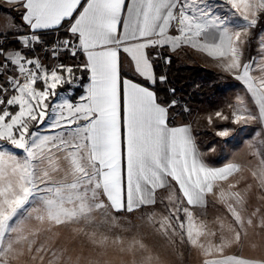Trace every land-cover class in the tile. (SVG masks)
Segmentation results:
<instances>
[{
	"label": "snow or ice",
	"instance_id": "obj_1",
	"mask_svg": "<svg viewBox=\"0 0 264 264\" xmlns=\"http://www.w3.org/2000/svg\"><path fill=\"white\" fill-rule=\"evenodd\" d=\"M7 2L14 7L0 27V264H179L181 246L196 250L200 264H264V210H249L256 193L264 204V141L254 162L213 167L191 125H174L178 101L161 99L155 87L167 80L156 72L159 61L171 64L165 52L193 48L242 83L232 122L264 126V35L258 55L244 59L264 0ZM49 31L61 35L50 42ZM38 49L79 63L48 66ZM77 87L84 91L75 99ZM160 190L167 196L158 200ZM209 197L222 209L211 220ZM158 204L163 213L146 211ZM61 228L89 250L59 243Z\"/></svg>",
	"mask_w": 264,
	"mask_h": 264
},
{
	"label": "crops",
	"instance_id": "obj_2",
	"mask_svg": "<svg viewBox=\"0 0 264 264\" xmlns=\"http://www.w3.org/2000/svg\"><path fill=\"white\" fill-rule=\"evenodd\" d=\"M13 5L9 4L7 0H0V27L3 26L6 19H9L10 17L6 16L5 13H7L9 10L13 9ZM12 16L16 17V20L19 21L20 17L19 14L15 11L11 12ZM49 33L56 34L57 36H60V33H57L55 31H49ZM181 50V54L180 51ZM172 55H174L178 62L181 64H187L185 62H182L181 59H184L188 61L189 64L187 65H200L201 67H205L208 70L215 66L217 67L218 64L214 61L213 58L207 56L206 53L197 51L190 47H183L181 49H178L175 52H171ZM39 55V53L37 54ZM42 55V54H41ZM40 56V55H39ZM43 56V55H42ZM82 58V57H81ZM194 58V59H193ZM79 63V60H78ZM125 68L127 69V65H125ZM223 79H225L227 82H233V85L231 88H229L224 96L218 100V103H215L213 105H206L201 103L200 105H197L199 108L197 110L190 109V106L183 107L184 109L187 108L189 111L186 112L183 111L186 115L185 120L180 117L179 115L174 116V125H181V124H190L192 127V135L195 137L197 146L201 153H203V158L207 163H209L213 167H221L224 164L229 162H237L241 163L243 165L248 164L249 161H255V157L253 156V153L260 149V144L262 141H264V126L257 122H249L248 124H244L243 126H240L239 128L236 127L234 129V133L230 134V137L227 139H224V141H218L219 143L214 151H209V144L204 143L206 141L204 138V135L207 133L209 134L211 131L209 130L210 127L214 125L221 126L228 124V120H222L220 118L216 117V113L218 112V109H222L224 107V104L228 102H232V105H235L236 103V97L238 95L243 96L244 95V88L240 81L236 80L234 76H219ZM89 83V80L86 76V81L84 85ZM83 88H81V93H83ZM79 94V95H80ZM79 95L75 98L78 99ZM70 102H75L74 100H71ZM223 107H222V106ZM226 106V110L224 112L230 114L232 111L231 108H228ZM219 110V112H220ZM228 111V112H227ZM223 112V113H224ZM227 114V116H229ZM212 117V123L208 122V117ZM203 136V138H202ZM223 140V139H221ZM217 149V150H216ZM216 150V151H215ZM243 175L247 176V172L245 171ZM236 178H239L236 177ZM235 179V178H234ZM241 187H243V182L241 183ZM259 193H256L250 201L249 210L251 211L254 207H261L262 210H264V204H261V202L257 199V196ZM167 192L164 190H160L158 192V200L160 198L166 197ZM165 204H167V200L165 199ZM162 204H158L155 208L158 209V207H161ZM154 208V209H155ZM153 209V208H150ZM148 210V209H146ZM218 211H222V209L217 207H213L212 205V198L209 197V209H208V218L211 220L215 214H217ZM123 222V221H122ZM64 230V236L60 240V243H68V235L71 234V232L68 229L63 228ZM148 242L152 244H156L157 246H163L164 242L160 240L159 237H153L151 238L149 236ZM71 243V242H70ZM70 243L68 246L70 247ZM79 250L81 248L84 249L85 252L89 250L87 242L85 240L78 243ZM73 248V247H70ZM78 251V249L76 250ZM179 251L183 252V256L176 257L175 259L179 260V264H200L201 257L194 249H189L184 246H181ZM245 254H251L255 256H260L261 253L259 251L255 253H248ZM115 253H113L111 250H109V257H114Z\"/></svg>",
	"mask_w": 264,
	"mask_h": 264
},
{
	"label": "rangeland",
	"instance_id": "obj_3",
	"mask_svg": "<svg viewBox=\"0 0 264 264\" xmlns=\"http://www.w3.org/2000/svg\"><path fill=\"white\" fill-rule=\"evenodd\" d=\"M262 29H264V21H261V23L260 24H258L257 25V28L256 29H254V30H252L253 31V39H252V41H251V43L249 44V45H247L246 46V49H245V57H244V59H245V61H247V60H249V59H251V57H253V56H257L258 55V53H257V49H258V44H259V40H258V37L260 36V35H264V31H262ZM12 38V37H11ZM13 39V38H12ZM180 52V54H181V50L179 51ZM36 54H38V52L36 53ZM167 54H169L171 57H173L176 61H177V59H176V57L174 56V55H172V53H168L167 52ZM40 55V56H39ZM38 56L48 65V66H52V65H54V64H56V63H59V62H61V60H62V62L63 63H66V64H72L69 60H67V59H65V58H62L61 57V60H57V59H55V58H53V57H50L49 55L47 56V58H45V55H41V54H39ZM194 59V58H193ZM182 60V62H185V63H187V64H189L188 63V61H186V60H184V59H181ZM216 63H217V61L216 60H214ZM177 64L179 65V66H192V67H196V66H198V68H199V66L200 65H187V64H181L180 62H178L177 61ZM218 64V63H217ZM201 67V66H200ZM203 67V66H202ZM203 68H205V67H203ZM208 69V68H207ZM211 72H213V73H215L216 75H215V77L213 76L212 77V79H206V78H204V83L207 85V86H210L208 89H209V91H208V95H207V97L205 98V100H203L202 101V103L203 104H206V105H213V104H215V103H218V100H220V98H222L224 95L223 94H225V92L229 89V88H231V86L233 85V82H230V81H226L225 79H223V78H221V77H219V76H233L232 74H230V73H227V72H224V71H222L221 70V68L219 67V66H217V67H215V66H212L210 69H209ZM253 75H259V71L258 70H256V71H254L253 72ZM231 85V86H230ZM217 88V90H219L218 92L215 90ZM80 88L79 87H77V88H75L74 90H73V94L76 96V95H79V94H76V93H78V90H79ZM220 92V93H219ZM200 105V104H199ZM230 105H232V102H228V103H226V104H224V107L220 110V109H218L217 111L219 112V110H220V112H224L225 110H226V106H228V108H231L232 110L231 111H233V107H230ZM189 106V105H188ZM185 107V106H184ZM197 108H199L197 105H191L190 106V109H195V110H197ZM227 108V109H228ZM228 112V111H227ZM227 114L228 113H226V112H224L223 113V115H226L227 116ZM229 115V119H228V124H226V125H221V126H216V127H214V125L212 126V127H210V133L208 134H206V135H204V138H206L205 140L206 141H204V143H208L209 144V151H214V149L216 148V147H218L219 145V143H217L218 141H224V139H228L229 137H230V134H232V133H234L233 131H234V129L236 128V127H240V126H243L244 124L243 123H239V124H237V123H233L232 122V119H231V115H232V112L230 113V114H228ZM217 117V116H216ZM218 118V117H217ZM224 129H227L228 131H229V135L228 136H226V137H221V136H218L217 135V132L218 131H220V130H224ZM202 138H203V136H202ZM203 138V139H204ZM221 139H223V140H221ZM218 145V146H217ZM260 149H262V144H260ZM217 150V149H216ZM215 150V151H216ZM262 150H264V149H262ZM229 162V161H228ZM146 211H156L158 214L159 213H163L164 211H165V209H164V205H161V207H158V209H148V210H146ZM133 223H139V221H136V220H133ZM58 231L60 232V236H59V240H58V242L60 243V240L62 239V237L64 236V230H63V228H61V229H58ZM145 231L146 232H150V230H148V229H145ZM149 236L151 237V238H153V237H155L154 235H151V234H149ZM149 236H148V238H149ZM72 234H69L68 235V244L70 243V247H73L75 250H77L78 249V251H79V245H78V243H80L81 241H83V239H76V240H72Z\"/></svg>",
	"mask_w": 264,
	"mask_h": 264
},
{
	"label": "trees",
	"instance_id": "obj_4",
	"mask_svg": "<svg viewBox=\"0 0 264 264\" xmlns=\"http://www.w3.org/2000/svg\"><path fill=\"white\" fill-rule=\"evenodd\" d=\"M9 39H12L9 37ZM49 39H51V36H49ZM166 55L167 52H165ZM63 58L69 60L71 63L73 59H70L67 56H64ZM78 63V62H75ZM157 74H164L167 77V80L163 84H157L156 90L158 91V95L161 97V99L165 100H172L175 99L178 101V105L173 110V115L177 116L179 115L184 120L186 118L184 111V106H191V105H199L202 103L203 100L208 95L209 87L204 83V78L206 79H212V77H215V73L211 72L210 70L198 66H179L177 64V61L171 57V64L164 65L163 61H159L158 67L156 68ZM77 76L83 77V84L86 81V74L77 72ZM78 90V93H81V87ZM170 89H174V94L169 91ZM217 92V88L215 89ZM220 93V92H219ZM78 95H74L73 97L76 98ZM71 100H73L71 98ZM182 104V105H180Z\"/></svg>",
	"mask_w": 264,
	"mask_h": 264
},
{
	"label": "built area",
	"instance_id": "obj_5",
	"mask_svg": "<svg viewBox=\"0 0 264 264\" xmlns=\"http://www.w3.org/2000/svg\"><path fill=\"white\" fill-rule=\"evenodd\" d=\"M49 36H51V39H49ZM58 36L56 35V34H53V33H49L46 37H45V39L46 40H48V41H55L56 40V38H57ZM37 52L39 53V54H42V55H45V52L44 51H41V50H37ZM48 52L50 53L51 52V48H49L48 49ZM50 57H52L51 55H49ZM64 57V56H63ZM62 57V58H63ZM68 57V56H67ZM70 58V57H69ZM70 59H72V58H70ZM74 62H78V60H76V61H74ZM179 104V103H178ZM177 104V105H178ZM180 105H182V104H180Z\"/></svg>",
	"mask_w": 264,
	"mask_h": 264
}]
</instances>
